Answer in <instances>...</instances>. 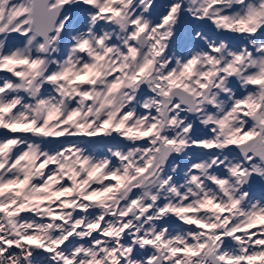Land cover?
Returning <instances> with one entry per match:
<instances>
[{
	"label": "snow or ice",
	"instance_id": "1",
	"mask_svg": "<svg viewBox=\"0 0 264 264\" xmlns=\"http://www.w3.org/2000/svg\"><path fill=\"white\" fill-rule=\"evenodd\" d=\"M0 264H264V0H0Z\"/></svg>",
	"mask_w": 264,
	"mask_h": 264
}]
</instances>
